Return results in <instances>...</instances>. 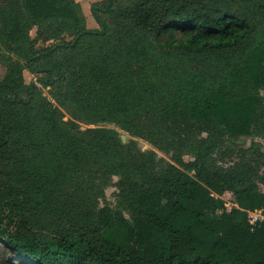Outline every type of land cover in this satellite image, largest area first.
Segmentation results:
<instances>
[{
    "label": "trees",
    "instance_id": "16d2710c",
    "mask_svg": "<svg viewBox=\"0 0 264 264\" xmlns=\"http://www.w3.org/2000/svg\"><path fill=\"white\" fill-rule=\"evenodd\" d=\"M106 2L99 29L74 0L7 8L0 40L21 61L0 81V242L22 264H264V220L246 215L264 212V146L240 144L264 133V0ZM52 29L73 38L37 51ZM174 49L239 60L210 79ZM98 123L177 146L178 166ZM113 176L129 217L101 204ZM225 192L238 207L213 196Z\"/></svg>",
    "mask_w": 264,
    "mask_h": 264
},
{
    "label": "rangeland",
    "instance_id": "374dc122",
    "mask_svg": "<svg viewBox=\"0 0 264 264\" xmlns=\"http://www.w3.org/2000/svg\"><path fill=\"white\" fill-rule=\"evenodd\" d=\"M75 4L77 6V9L81 15L85 18V25L88 29H99L98 24L93 18L92 15V8H95L98 13L104 7L106 6V0H74ZM118 2H124V0H117ZM23 0H0V27L2 25L3 19L6 17V14L8 13V7L14 8L10 10H17L21 7ZM98 5V6H96ZM101 14V13H100ZM106 21L108 23L112 22V19L109 15L104 16ZM58 32V31H57ZM54 29L51 30L47 36L42 37L36 44L35 48L37 51H41L43 49L49 48L53 46L54 44L59 43L62 40L70 41L73 38L72 33H60L57 34ZM36 33V28L32 27L30 29V35L31 37H34ZM175 53L176 60L179 61V64L181 66V69L184 72L190 71V72H196L198 74H207L210 76V79H216L219 78L221 75L225 73V69L233 66L236 64L239 60V55L237 53H187V52H181L178 50H172ZM11 59L12 61H21L20 58L15 55L13 52H11L6 46H4L0 40V81L3 79L5 72H6V66L8 63V60ZM24 81L26 85H29L31 82H36L38 76L36 74L30 73L28 70H24ZM39 87L41 85L38 84ZM42 91L44 95L49 96L48 94V88H42ZM264 95V91L261 92ZM68 116L66 115V119ZM82 128H85L86 125L81 124ZM87 127H105L109 128L112 131L116 133V135L121 139V136L125 137V143L128 144L130 142L134 143L136 147L141 152H153L155 155V160L158 165V168L163 169L168 167L169 165H175L176 164L175 158L179 156L180 150H178V147L175 148L170 147L169 144H163L164 147L167 148H159L156 145H154L149 139H147L145 136H134L129 134L128 132L121 129L118 125L114 123H98L93 124ZM200 130V128H197ZM200 131H192L191 136L195 141L199 140H208V137H210V134L205 130V128H201ZM176 135H169V139L171 140V143H177L180 138L179 135H184V131L181 130V128L175 129ZM184 137V136H183ZM251 140H255L256 142L261 143L264 146V133L258 134L257 132H253L251 136L245 137L240 144L244 147H248ZM182 159L184 161H192L193 157L189 150H184L182 152ZM215 156H218V154H215ZM189 174H192V172L187 171ZM119 180L118 176H113L110 181V185L105 188L104 192V199L101 200L102 205H108L114 210H121L123 211L124 215L126 217H129L127 212L120 206L118 202V188H117V182ZM217 195V194H214ZM222 197V199L220 198ZM218 198L222 200V203L226 202L228 203V207L224 208L230 210L232 207H234L235 203V196L233 193L228 192L221 195H218ZM247 219L252 221L253 223L259 219H264V212L261 211H255L246 214ZM0 264H22L21 261L18 260L16 255L8 248H6L1 242H0Z\"/></svg>",
    "mask_w": 264,
    "mask_h": 264
},
{
    "label": "built area",
    "instance_id": "2783aa9c",
    "mask_svg": "<svg viewBox=\"0 0 264 264\" xmlns=\"http://www.w3.org/2000/svg\"><path fill=\"white\" fill-rule=\"evenodd\" d=\"M225 193H228V192H225ZM213 196H214L215 198H218V195H214V194H213ZM220 198L222 199V197H220ZM234 200H235V199H234ZM223 206H225V207L227 208V207H228V203L224 202V203H223ZM234 207H238L237 204H236V202L234 203ZM226 208H225V209H226ZM232 208H233V207H232ZM232 208H231V209H232ZM231 209H230V210H231ZM226 210H227V211H230V210H228V209H226ZM255 211H261V210H255ZM255 211H246V214L251 213V212H255ZM261 212H262V211H261ZM260 220H264V219H259L258 221H260ZM248 221H249V223L252 224V225H254V224L257 222V220H256V221L253 223V222L250 221L249 219H248Z\"/></svg>",
    "mask_w": 264,
    "mask_h": 264
},
{
    "label": "water",
    "instance_id": "95a60500",
    "mask_svg": "<svg viewBox=\"0 0 264 264\" xmlns=\"http://www.w3.org/2000/svg\"><path fill=\"white\" fill-rule=\"evenodd\" d=\"M125 141H126V140H125V137H124V136H121V142H122V143H125Z\"/></svg>",
    "mask_w": 264,
    "mask_h": 264
}]
</instances>
